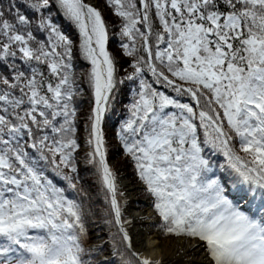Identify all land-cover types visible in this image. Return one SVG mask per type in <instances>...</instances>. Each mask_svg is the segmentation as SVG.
<instances>
[{"label":"snow or ice","instance_id":"obj_1","mask_svg":"<svg viewBox=\"0 0 264 264\" xmlns=\"http://www.w3.org/2000/svg\"><path fill=\"white\" fill-rule=\"evenodd\" d=\"M0 264H264V0H0Z\"/></svg>","mask_w":264,"mask_h":264},{"label":"bare ground","instance_id":"obj_2","mask_svg":"<svg viewBox=\"0 0 264 264\" xmlns=\"http://www.w3.org/2000/svg\"><path fill=\"white\" fill-rule=\"evenodd\" d=\"M122 183H124L127 187H129V189L132 188V181L131 180L128 183L126 180H124V181H122ZM133 192H135V191L129 192V197L133 196ZM130 200L133 201L132 199H130ZM147 213L148 212H144V213L131 212L130 215H133V216L145 215ZM142 235H144L145 239H144V241H142L140 243L139 239ZM157 238L158 237L155 233L154 234L151 233L150 235H147V232H141L140 235L137 237V241H138L139 246L142 248V250H145L146 252H148L149 254H152L154 256H159L161 254L162 250L168 251V252H171L174 254L175 251L182 246L187 248V244L183 241H180V240L168 241V240H164V239L158 240ZM169 245H170V247H169ZM158 246H162V247H158ZM202 258L203 257L201 254L195 253V252H190L189 256H188V259H192V260L197 261V262L201 261Z\"/></svg>","mask_w":264,"mask_h":264},{"label":"rangeland","instance_id":"obj_3","mask_svg":"<svg viewBox=\"0 0 264 264\" xmlns=\"http://www.w3.org/2000/svg\"><path fill=\"white\" fill-rule=\"evenodd\" d=\"M114 161L118 162V166H121L122 167V171L124 172V180L128 182H130V180L133 182V176H132V173H131V169L130 168H127V167H123V162L120 160L119 156H116L114 157ZM130 199L133 200V204L130 206L129 208V213L131 212H134V213H144V212H149L150 209L148 207V204H147V201L145 199V197L141 194H139L138 192H133V196L130 197ZM135 202H138L139 203V207H136L135 206ZM151 234V233H150ZM149 232H147V235H150ZM154 234V232L152 233ZM145 237L144 235H142L140 237V243L142 241H144ZM158 240H161V238H157Z\"/></svg>","mask_w":264,"mask_h":264}]
</instances>
